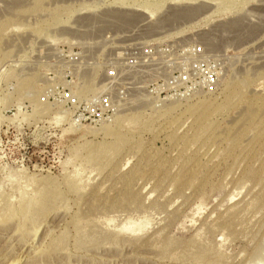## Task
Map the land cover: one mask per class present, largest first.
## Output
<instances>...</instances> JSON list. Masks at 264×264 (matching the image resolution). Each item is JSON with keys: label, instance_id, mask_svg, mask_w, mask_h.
Instances as JSON below:
<instances>
[{"label": "rangeland", "instance_id": "1", "mask_svg": "<svg viewBox=\"0 0 264 264\" xmlns=\"http://www.w3.org/2000/svg\"><path fill=\"white\" fill-rule=\"evenodd\" d=\"M121 1L0 0V264H264V0ZM180 44L212 93L144 65L86 115L115 58Z\"/></svg>", "mask_w": 264, "mask_h": 264}, {"label": "built area", "instance_id": "2", "mask_svg": "<svg viewBox=\"0 0 264 264\" xmlns=\"http://www.w3.org/2000/svg\"><path fill=\"white\" fill-rule=\"evenodd\" d=\"M129 54L115 58L104 71L107 92L85 111L87 116L114 110V99L122 89L125 73L144 65H154L155 73L162 76L155 90L156 96L185 98L189 94L212 93L217 86L216 71L209 66L207 51L200 44H180L166 53L144 46L137 53ZM61 97L70 104L75 102L69 93L63 92Z\"/></svg>", "mask_w": 264, "mask_h": 264}, {"label": "bare ground", "instance_id": "3", "mask_svg": "<svg viewBox=\"0 0 264 264\" xmlns=\"http://www.w3.org/2000/svg\"><path fill=\"white\" fill-rule=\"evenodd\" d=\"M113 2H114V3H117V2L121 3L122 1H121V0H113ZM123 3H124V2H123ZM127 3L129 4V2H125V4H127ZM154 9H155V8H154ZM126 16H127V15H126ZM129 16H130V15H129ZM175 17H176V16H175ZM114 18H115V20L119 21L120 23L124 22L123 24H126V23L129 24L128 22H132V21H131L132 19L129 21V19H127L128 17L126 18L125 16H123V15H121V14H119V15H114ZM132 23H133V22H132ZM94 71H95V70H94ZM95 72H96V71H95ZM95 72H91V74H92V73H95ZM95 74H96V73H95ZM91 76L94 78L93 75H91ZM91 76H90V77H91ZM86 77H87V76H86ZM88 77H89V76H88ZM86 79H87V78L84 77V79H83L84 81H83V82H85L86 85H87V84H89L90 82L88 81V83H87V80H86ZM88 80H89V79H88ZM90 84H91V83H90ZM92 84H93V83H92ZM92 84H91V85H92ZM84 85H85V84H84ZM84 87H85V86H84ZM87 87L90 88V86H87ZM83 89H84V88H83ZM83 89H82V90H83ZM84 94H85V93H84ZM120 103H121V102H120ZM251 104H252V103H251ZM119 105H120V104H119ZM119 105H118V107H119ZM173 105H174V104H173ZM252 105H253V104H252ZM252 105H250V106H252ZM167 106H168V105H167ZM167 106H166V107H167ZM171 107H172V105L169 104V106H168L166 109H171ZM256 107H257V106H256ZM164 108H165V107H164ZM249 109H250V108H249ZM249 109L247 110V112H245V115H244V119L246 118V120L249 119V118H251V116H254V114H256V112H255V113H251V112L249 111ZM251 110H252V109H251ZM242 114H243V113H242ZM257 116H258V115H257ZM240 117H241V116H240ZM200 119L203 120V118H200ZM202 120H201V121H202ZM197 121H198V120H197ZM203 121H204V120H203ZM203 121H202V122H203ZM202 122H200V123H202ZM197 127H198V126H197ZM234 127H235V126H234ZM232 130H233V129H232ZM231 132H232V131H231ZM232 135H233V134H232ZM216 140H217V139H216ZM253 178H254V177H253Z\"/></svg>", "mask_w": 264, "mask_h": 264}]
</instances>
